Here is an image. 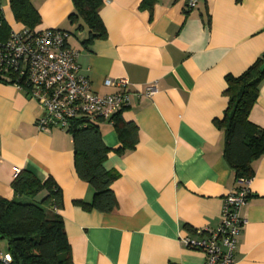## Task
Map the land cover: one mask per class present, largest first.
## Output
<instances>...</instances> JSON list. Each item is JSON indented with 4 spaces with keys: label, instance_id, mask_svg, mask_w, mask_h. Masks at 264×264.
<instances>
[{
    "label": "crops",
    "instance_id": "crops-1",
    "mask_svg": "<svg viewBox=\"0 0 264 264\" xmlns=\"http://www.w3.org/2000/svg\"><path fill=\"white\" fill-rule=\"evenodd\" d=\"M38 11L37 29L68 32L78 51L79 72L99 95L116 91L104 80L127 77L131 91L154 83L152 96L131 93L119 111L136 125L133 147H125L113 121L97 126L108 149L102 165L116 173L110 211L85 209L94 188L74 166L68 130H39L42 114L35 100L0 81V196L12 199L11 182L28 169L40 180L51 176L62 191L61 215L74 264H204L201 250L181 239L196 229H214L223 200L240 185L225 155V130L218 126L227 106V75L237 76L264 55V0H104L99 14L104 38L83 43L89 29L70 21L72 0H30ZM8 27L18 29L9 0H0ZM248 119L264 129V78ZM250 195L240 208L245 219L237 235L235 264H264V154L250 163ZM42 190L31 199L38 202ZM25 198V197H24ZM27 199V198H25ZM0 252L6 241L0 239Z\"/></svg>",
    "mask_w": 264,
    "mask_h": 264
},
{
    "label": "trees",
    "instance_id": "trees-1",
    "mask_svg": "<svg viewBox=\"0 0 264 264\" xmlns=\"http://www.w3.org/2000/svg\"><path fill=\"white\" fill-rule=\"evenodd\" d=\"M155 0H142L141 7L151 10ZM74 11L69 15L74 22L81 18L89 29L83 43L104 38L106 29L99 14L104 0H72ZM14 19L30 30L37 31L40 22L38 11L30 0H9ZM8 25L4 22L0 33L7 35ZM264 78V55L258 57L246 70L237 76L225 77L228 95L227 106L219 120L226 137L225 155L238 181L253 176L251 161L264 154V129L258 128L248 119V113L257 99L258 85ZM113 126L125 147H133L136 141V125L125 122L119 114L112 117ZM74 141V166L77 175L94 188L91 203L76 200L85 209L110 211L115 196L110 189L116 173L107 171L102 163L108 149L102 141L97 125L73 124L68 130ZM11 187L12 199L0 196V239L6 241L8 261L0 257V264H74L71 249L60 214L62 191L49 176L40 180L32 171L21 169L16 172ZM42 190L47 194L38 202L31 199ZM250 195V193H249ZM27 199H25V198Z\"/></svg>",
    "mask_w": 264,
    "mask_h": 264
},
{
    "label": "built area",
    "instance_id": "built-area-1",
    "mask_svg": "<svg viewBox=\"0 0 264 264\" xmlns=\"http://www.w3.org/2000/svg\"><path fill=\"white\" fill-rule=\"evenodd\" d=\"M198 1L186 0L185 8H194ZM4 22L0 7V29ZM67 37L68 32L62 29L33 31L25 26L9 27L5 36L0 33V81L36 101L42 110L35 122L39 130H69L76 123L96 125L99 118L113 121L112 117L129 104L131 93L152 96L156 92L154 83L131 91L128 78L122 76L104 80L106 86L116 87L113 93H95L90 79L79 72L78 51L68 45ZM248 180L240 179L238 188L226 194L216 228L196 229L197 238L181 239L185 247L205 254L204 264H235L237 235L245 223L240 208L250 193ZM0 257L9 260L7 254L0 253Z\"/></svg>",
    "mask_w": 264,
    "mask_h": 264
},
{
    "label": "rangeland",
    "instance_id": "rangeland-1",
    "mask_svg": "<svg viewBox=\"0 0 264 264\" xmlns=\"http://www.w3.org/2000/svg\"><path fill=\"white\" fill-rule=\"evenodd\" d=\"M1 249V248H0Z\"/></svg>",
    "mask_w": 264,
    "mask_h": 264
}]
</instances>
